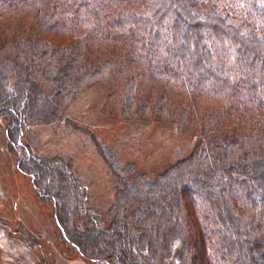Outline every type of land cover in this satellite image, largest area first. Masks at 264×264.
Returning <instances> with one entry per match:
<instances>
[{
    "label": "trees",
    "instance_id": "1",
    "mask_svg": "<svg viewBox=\"0 0 264 264\" xmlns=\"http://www.w3.org/2000/svg\"><path fill=\"white\" fill-rule=\"evenodd\" d=\"M94 85L109 93L105 118L200 134L156 178L94 138L120 185L105 224L67 165L22 143ZM0 120L87 262L264 264V0H0Z\"/></svg>",
    "mask_w": 264,
    "mask_h": 264
},
{
    "label": "rangeland",
    "instance_id": "2",
    "mask_svg": "<svg viewBox=\"0 0 264 264\" xmlns=\"http://www.w3.org/2000/svg\"><path fill=\"white\" fill-rule=\"evenodd\" d=\"M108 96L103 86L94 85L62 112V119L32 125L22 138L35 157L58 160L69 167L74 181L86 191L87 208L101 216L104 224L120 185L94 138L114 151L123 165L136 163L152 178L188 157L200 140L197 131L176 124L105 118L103 109ZM5 128L6 123L0 120V264H23L20 251L24 234L38 244L33 251L39 249L38 259L33 257L32 250L33 255L26 254L27 263L30 259L31 264H39V260L41 264H94L60 240L52 207L39 202L33 180L18 170V159L8 150ZM6 195L11 202L4 201ZM84 226L81 220L76 221L78 231H84ZM6 234L14 238L8 241L4 239Z\"/></svg>",
    "mask_w": 264,
    "mask_h": 264
},
{
    "label": "crops",
    "instance_id": "3",
    "mask_svg": "<svg viewBox=\"0 0 264 264\" xmlns=\"http://www.w3.org/2000/svg\"><path fill=\"white\" fill-rule=\"evenodd\" d=\"M5 202H11V197H9L8 195H6V197H5V200H4ZM11 237L12 238H14L13 236H11V235H7L6 234V236L4 237V239H6V240H8V241H11ZM19 242V241H18ZM21 246H22V249H21V257H22V260H23V264H31V260L30 259H28V263H27V258H26V254L29 252L31 255H33L34 254V258L35 259H38L39 257H37L38 256V251H39V249L38 250H36V251H33V249H31V248H29L28 246H26V245H24L23 243L21 244ZM38 245H36V247H37ZM37 249V248H36ZM31 250L34 252L33 254L31 253ZM43 254V253H42ZM29 258V257H28ZM43 258L44 259H46V255L44 254L43 255ZM39 264H41V260H39Z\"/></svg>",
    "mask_w": 264,
    "mask_h": 264
}]
</instances>
